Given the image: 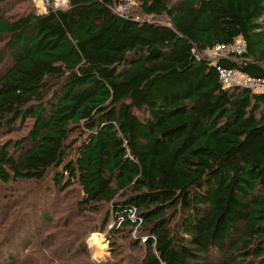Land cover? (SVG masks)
I'll return each mask as SVG.
<instances>
[{"label":"trees","instance_id":"trees-1","mask_svg":"<svg viewBox=\"0 0 264 264\" xmlns=\"http://www.w3.org/2000/svg\"><path fill=\"white\" fill-rule=\"evenodd\" d=\"M125 1L68 0L64 9L0 16L11 57L0 125L33 119L30 145H0V190L25 182L0 199V260L37 213L51 220L49 192L73 184L82 212L110 204L100 229L111 216L119 230H142L140 264L264 256V90L225 86L216 69L264 78V0H140L138 12H121ZM239 40L240 54H206ZM80 128L86 136L69 144ZM48 173L52 185L36 190ZM62 237L50 233L39 256L3 263L61 264L71 246L55 248Z\"/></svg>","mask_w":264,"mask_h":264},{"label":"rangeland","instance_id":"rangeland-1","mask_svg":"<svg viewBox=\"0 0 264 264\" xmlns=\"http://www.w3.org/2000/svg\"><path fill=\"white\" fill-rule=\"evenodd\" d=\"M174 1L176 0H172V2ZM67 2L68 0H6L3 3H0V16L17 18L26 15L29 12L42 13L50 7L64 9L67 7ZM139 9L140 0H126L125 3L119 7V11L121 12H138ZM154 20L160 21L161 23H167L166 17H159ZM242 42L243 41L239 40L237 43ZM206 54L209 58H214V52L211 50L206 52ZM10 64L11 57L6 37L0 36V77L8 69ZM262 111L264 112V110ZM32 123L33 119L28 117L23 121L16 123L12 130L0 125V145L7 140L21 141L23 139H25L24 141L27 145H30L28 131L30 130ZM83 130V128H80L71 133L67 142L71 144V141H75L73 146H76L82 137L81 133L84 132V137L86 136V133ZM70 149L67 150V153L71 151ZM7 150L10 155L16 153L11 147ZM72 155L73 150L67 157L70 158ZM50 178L51 176L48 173L45 180L42 181L40 185H38L39 183L36 184V190H43V188H47L48 185H52ZM24 183L25 182H15L4 184L0 190V199L2 193L10 195L13 192L21 191V188L22 191H24ZM26 185L28 187L29 185L34 184H28L27 182ZM12 190L14 191L12 192ZM29 198L31 199L30 196H28V199ZM81 199L82 196L80 192H78L77 185L75 184L71 186L69 185L63 191L58 189L51 190V192H49V201L45 205V212L52 215L51 220L46 221L44 218H41V213H37L33 219H30L28 225L24 227V231L26 232H20L11 244L8 256L4 253L2 254V256L4 255L3 262H6L7 257L10 258V254L15 256V260L18 262L31 251L32 255L39 256L40 245L44 241L46 242L47 236L50 233L53 234V232H55V234L58 233L63 235L62 240L60 238V240L54 245L55 248L57 247L58 249V246L61 248L62 245L59 242L63 240H65V243L67 244L66 246L71 244L70 247H65L63 250L62 260L57 261L61 264H140L144 257L146 247L145 243L142 241L144 238L141 239L139 245H136L135 240L138 239V236L139 238L144 236L143 233H141L142 230L131 226L123 227L119 230L121 226H119L118 222H116L114 218H111V216L109 217L107 224H105L106 221H104V228L100 229L103 227L100 225V222L110 210V204L103 203L98 212H95V210L92 211L90 209L91 207L85 212H82V206L80 204ZM2 201L9 203V199H7L5 195L3 196ZM12 207L16 206L11 205L10 210ZM12 211L13 210L10 212ZM70 212H72L71 217L68 216ZM53 219L55 221L60 219V221H65V223L63 225L61 222L56 227L52 222ZM29 241L30 244L27 245L29 251L25 252L23 245ZM1 243L2 240L0 241V244ZM84 246L87 249L86 251H84ZM37 249L38 253H36ZM67 249H69V251H67ZM214 257L218 260L221 259V255L219 254ZM242 257H240V261H242ZM252 257L253 256L248 257L247 260L244 261L245 264H264V256L251 259ZM55 261L50 264H57ZM0 262L3 263L2 260H0Z\"/></svg>","mask_w":264,"mask_h":264},{"label":"built area","instance_id":"built-area-1","mask_svg":"<svg viewBox=\"0 0 264 264\" xmlns=\"http://www.w3.org/2000/svg\"><path fill=\"white\" fill-rule=\"evenodd\" d=\"M244 42L233 45L218 44L211 51L214 52V57H227L231 53L240 54L244 50ZM218 76L225 86L240 85L249 87L255 91L264 90V78L250 77L242 74L234 68L216 66ZM239 74V76H238Z\"/></svg>","mask_w":264,"mask_h":264},{"label":"clouds","instance_id":"clouds-1","mask_svg":"<svg viewBox=\"0 0 264 264\" xmlns=\"http://www.w3.org/2000/svg\"><path fill=\"white\" fill-rule=\"evenodd\" d=\"M2 264H4V263H2Z\"/></svg>","mask_w":264,"mask_h":264}]
</instances>
